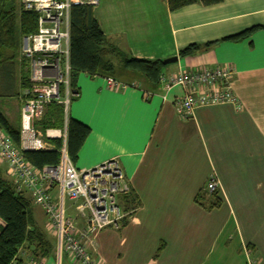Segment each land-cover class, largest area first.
I'll return each instance as SVG.
<instances>
[{
    "label": "crops",
    "instance_id": "obj_1",
    "mask_svg": "<svg viewBox=\"0 0 264 264\" xmlns=\"http://www.w3.org/2000/svg\"><path fill=\"white\" fill-rule=\"evenodd\" d=\"M92 14L108 41L128 56L176 57L163 75L230 67L237 98L181 119L175 109L180 86L166 90L159 80L148 83L122 71L116 79L127 86L114 90L104 77L78 75V94L60 130L66 134L69 117L90 128L74 165L85 169L116 158L131 187L120 200L130 215L118 229L98 232L92 253L106 264H264V0L195 3L175 11L163 0H98ZM254 26L262 27L240 41L221 40ZM212 41L207 49L178 55L190 44ZM15 64L11 96L2 89L0 97V113L13 126L22 94ZM0 169L15 187L7 161L0 159ZM211 175L218 181L214 207V197L204 192ZM19 191L31 199L25 188ZM65 205L74 217L72 203ZM30 207L52 250L41 256L24 245L17 264H72L66 254L56 255L47 218L32 199Z\"/></svg>",
    "mask_w": 264,
    "mask_h": 264
},
{
    "label": "built area",
    "instance_id": "obj_2",
    "mask_svg": "<svg viewBox=\"0 0 264 264\" xmlns=\"http://www.w3.org/2000/svg\"><path fill=\"white\" fill-rule=\"evenodd\" d=\"M21 9L37 15L35 31L24 37L20 56L25 60L29 86L20 99L19 142L0 129V159L7 161L16 190L25 188L34 204L47 218L49 230L56 244V255L66 254L72 264H106L92 253L95 236L104 228L118 229L131 211L124 210L121 198L131 192L130 184L116 158L94 167L78 168L66 151V134L59 129L40 132L34 126L47 104L58 103L66 115L72 98L78 92L70 86L69 10L75 5L95 6L98 0H19ZM233 71L228 66L179 70L159 75L166 90L180 86L183 94L175 101L181 119L192 117L196 108L224 103H236L232 89ZM108 88L125 89L127 85L106 77ZM62 139L60 159L55 166L40 169L23 156L24 151L52 148L46 139ZM218 189V181L211 175L204 190L208 194ZM65 201L74 207V217L67 214ZM75 218L83 221L82 226Z\"/></svg>",
    "mask_w": 264,
    "mask_h": 264
},
{
    "label": "trees",
    "instance_id": "obj_3",
    "mask_svg": "<svg viewBox=\"0 0 264 264\" xmlns=\"http://www.w3.org/2000/svg\"><path fill=\"white\" fill-rule=\"evenodd\" d=\"M170 11L200 3L205 6L219 3L221 0H163ZM37 15L21 9L19 0H0V97L8 95L13 87L14 66L18 63L19 87L23 91L29 86L26 62L20 56L21 39L36 29ZM262 26H254L237 34L223 37L221 40L240 41ZM217 41L205 44H190L181 48L180 57L192 55L207 49ZM70 86L78 92L76 80L83 73L90 77H112L116 79L122 71H130L142 76L148 83L156 84L164 64L161 60L141 59L128 56L123 50L110 43L98 26L92 14V6L75 5L69 10V56ZM117 80V79H116ZM22 93V92H21ZM19 95V94H18ZM22 95V94H20ZM75 98H72V101ZM63 106L58 103L47 104L42 116L34 122L40 132L46 129H63ZM19 123L11 125L0 113V129L7 133L15 144L19 142ZM90 128L69 117L66 121V151L74 163L78 152L87 138ZM51 149L24 151V158L35 168L55 166L60 159L59 149L62 139H46ZM205 192V191H204ZM207 193V192H205ZM208 194V193H207ZM214 202L210 207L218 206L216 192L209 194ZM132 198V197H131ZM133 201V198L130 200ZM31 199L17 191L13 184L4 178L0 169V264H17L19 250L24 245L34 247L41 256L52 250L48 238L33 221Z\"/></svg>",
    "mask_w": 264,
    "mask_h": 264
},
{
    "label": "water",
    "instance_id": "obj_4",
    "mask_svg": "<svg viewBox=\"0 0 264 264\" xmlns=\"http://www.w3.org/2000/svg\"><path fill=\"white\" fill-rule=\"evenodd\" d=\"M176 60H177L176 57H171V58L164 59V60L162 61V63H163L164 65H166V64H169V63L175 62Z\"/></svg>",
    "mask_w": 264,
    "mask_h": 264
},
{
    "label": "bare ground",
    "instance_id": "obj_5",
    "mask_svg": "<svg viewBox=\"0 0 264 264\" xmlns=\"http://www.w3.org/2000/svg\"><path fill=\"white\" fill-rule=\"evenodd\" d=\"M179 87V86H178Z\"/></svg>",
    "mask_w": 264,
    "mask_h": 264
}]
</instances>
